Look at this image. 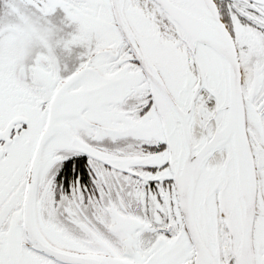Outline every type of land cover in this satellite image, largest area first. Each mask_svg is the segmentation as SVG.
<instances>
[{
    "label": "snow or ice",
    "instance_id": "6c2138e0",
    "mask_svg": "<svg viewBox=\"0 0 264 264\" xmlns=\"http://www.w3.org/2000/svg\"><path fill=\"white\" fill-rule=\"evenodd\" d=\"M0 264H264V0H0Z\"/></svg>",
    "mask_w": 264,
    "mask_h": 264
}]
</instances>
